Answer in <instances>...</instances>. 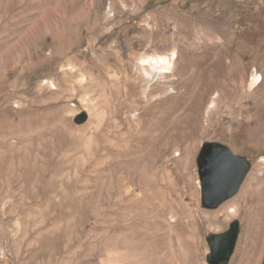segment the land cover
<instances>
[{"label": "rangeland", "instance_id": "rangeland-1", "mask_svg": "<svg viewBox=\"0 0 264 264\" xmlns=\"http://www.w3.org/2000/svg\"><path fill=\"white\" fill-rule=\"evenodd\" d=\"M262 1L0 0V264H208L233 220L264 264ZM205 141L251 161L215 208Z\"/></svg>", "mask_w": 264, "mask_h": 264}, {"label": "water", "instance_id": "water-1", "mask_svg": "<svg viewBox=\"0 0 264 264\" xmlns=\"http://www.w3.org/2000/svg\"><path fill=\"white\" fill-rule=\"evenodd\" d=\"M196 166L201 206L215 208L237 193L251 167V161L246 156L233 152L222 142L205 141L196 155ZM238 234V220L231 221L225 231L208 233L207 263L227 264Z\"/></svg>", "mask_w": 264, "mask_h": 264}, {"label": "bare ground", "instance_id": "bare-ground-1", "mask_svg": "<svg viewBox=\"0 0 264 264\" xmlns=\"http://www.w3.org/2000/svg\"><path fill=\"white\" fill-rule=\"evenodd\" d=\"M169 61H170V58L167 56L147 57L145 60L142 61L145 65H147L150 68L149 69L150 71L148 72L145 71L144 73L145 76L148 79L152 80L153 78L157 76L158 73H160L162 68L164 67L166 68L169 66ZM260 70H264V68H260ZM260 79H261V74L258 73L255 69V71L252 74L250 85L255 86L260 81ZM211 104H214V102H212ZM223 209H226L229 213H233L235 211V206L232 204H229V205L227 204L223 207Z\"/></svg>", "mask_w": 264, "mask_h": 264}]
</instances>
